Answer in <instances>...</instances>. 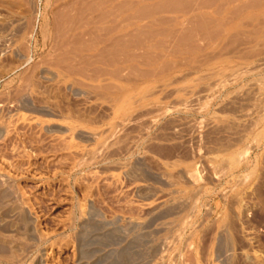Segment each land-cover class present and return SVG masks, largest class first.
Segmentation results:
<instances>
[{
	"label": "rangeland",
	"instance_id": "rangeland-1",
	"mask_svg": "<svg viewBox=\"0 0 264 264\" xmlns=\"http://www.w3.org/2000/svg\"><path fill=\"white\" fill-rule=\"evenodd\" d=\"M38 261L264 264V0H0V264Z\"/></svg>",
	"mask_w": 264,
	"mask_h": 264
},
{
	"label": "bare ground",
	"instance_id": "bare-ground-1",
	"mask_svg": "<svg viewBox=\"0 0 264 264\" xmlns=\"http://www.w3.org/2000/svg\"><path fill=\"white\" fill-rule=\"evenodd\" d=\"M176 206V205H175ZM182 209V208H181ZM164 210V209H163ZM179 213V212H178ZM103 217V216H102ZM115 217V216H114ZM90 219V218H89ZM132 220V219H131ZM128 222V221H127ZM131 222V221H130ZM129 225V224H128ZM85 234V233H84ZM137 235V234H136ZM138 236V235H137ZM89 242V241H88ZM137 252V251H136ZM134 254V253H133ZM124 256H126V254H124ZM132 257V256H131ZM121 259V258H120ZM122 260V259H121ZM39 263V261H38ZM40 264V263H39ZM111 264V263H110ZM120 264V263H119Z\"/></svg>",
	"mask_w": 264,
	"mask_h": 264
}]
</instances>
